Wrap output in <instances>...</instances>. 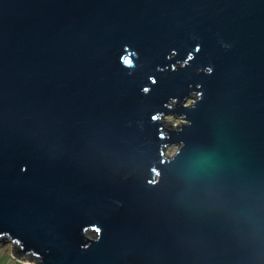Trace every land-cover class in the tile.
Listing matches in <instances>:
<instances>
[{"label": "water", "instance_id": "water-1", "mask_svg": "<svg viewBox=\"0 0 264 264\" xmlns=\"http://www.w3.org/2000/svg\"><path fill=\"white\" fill-rule=\"evenodd\" d=\"M5 243L32 264H264V0H0Z\"/></svg>", "mask_w": 264, "mask_h": 264}, {"label": "rangeland", "instance_id": "rangeland-1", "mask_svg": "<svg viewBox=\"0 0 264 264\" xmlns=\"http://www.w3.org/2000/svg\"><path fill=\"white\" fill-rule=\"evenodd\" d=\"M196 96H198V93H193L191 97L188 98L187 104H189V101L196 100ZM164 119H169V124H172L173 126H178L182 124L183 121H185L182 117H176L174 114H166L164 115ZM166 149V155H173L176 150L178 149L177 144H170ZM13 249L11 243H5L4 245H0V264H24L21 260H18L13 255ZM26 264V263H25Z\"/></svg>", "mask_w": 264, "mask_h": 264}, {"label": "snow or ice", "instance_id": "snow-or-ice-1", "mask_svg": "<svg viewBox=\"0 0 264 264\" xmlns=\"http://www.w3.org/2000/svg\"><path fill=\"white\" fill-rule=\"evenodd\" d=\"M196 50L199 51V45H197ZM191 58H192L191 56L188 57V59H191ZM125 63H126L127 65H132L133 62H132L131 59H128V60L125 61ZM172 67H173V70H175V65H174V64L172 65ZM207 71H208L209 73H211V72L213 71L212 67H208ZM149 79H150V81H151L152 84H155V83H156V77H155V76H150ZM142 91H143L144 93H148V92L150 91V88L147 87V86H145V87L142 89ZM199 95H200V96H203V95H204V92L201 91V92L199 93ZM168 107H171V105H168ZM159 118H160V117H159L158 114H153V115H151V117H150V119H151V120H154V121H155V120H158ZM22 170H26V169H22ZM36 255H40V252L37 251V252H36Z\"/></svg>", "mask_w": 264, "mask_h": 264}, {"label": "built area", "instance_id": "built-area-1", "mask_svg": "<svg viewBox=\"0 0 264 264\" xmlns=\"http://www.w3.org/2000/svg\"><path fill=\"white\" fill-rule=\"evenodd\" d=\"M23 262H25L26 264H32V262L30 261H23Z\"/></svg>", "mask_w": 264, "mask_h": 264}, {"label": "trees", "instance_id": "trees-1", "mask_svg": "<svg viewBox=\"0 0 264 264\" xmlns=\"http://www.w3.org/2000/svg\"><path fill=\"white\" fill-rule=\"evenodd\" d=\"M15 249H13V251H14ZM13 253V252H12ZM13 255H14V253H13ZM14 257H15V255H14ZM15 258H17V257H15ZM18 259V258H17ZM18 260H20V259H18ZM22 263H24L23 261H22ZM25 264V263H24Z\"/></svg>", "mask_w": 264, "mask_h": 264}, {"label": "clouds", "instance_id": "clouds-1", "mask_svg": "<svg viewBox=\"0 0 264 264\" xmlns=\"http://www.w3.org/2000/svg\"><path fill=\"white\" fill-rule=\"evenodd\" d=\"M192 103V101H189V104H191Z\"/></svg>", "mask_w": 264, "mask_h": 264}]
</instances>
